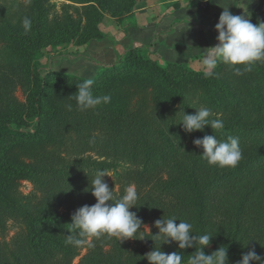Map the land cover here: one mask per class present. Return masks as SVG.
Here are the masks:
<instances>
[{
	"label": "trees",
	"instance_id": "16d2710c",
	"mask_svg": "<svg viewBox=\"0 0 264 264\" xmlns=\"http://www.w3.org/2000/svg\"><path fill=\"white\" fill-rule=\"evenodd\" d=\"M73 1L91 2L87 4V25L81 26L71 17L64 23L54 21L52 25L48 21L45 0H28L21 4L32 20L31 29L25 32L19 21L11 23L12 29L8 31L0 28L6 43L3 50L0 48V227H5L7 219H20L25 221L28 233L25 241L17 242L14 248L0 249V264H68L76 247L65 242L73 208L96 202L90 187L98 170L111 171L115 177L132 173L139 178L155 175L152 183L156 203L150 204L146 212L142 206V212L146 214L152 207L154 214L157 217L161 214L162 219L175 217L177 224L179 220H186L192 223L196 235L207 233L214 225L221 226L227 230L228 237L220 243L227 248V254L236 251L238 257L250 248L257 252L264 240V62H257L253 70L244 75L238 76L233 71V79L229 77L224 81L215 76L206 78L204 69H193L183 62H159L151 57L150 44L134 41L123 47L112 62L86 56L98 68L91 78L94 95L114 97L121 81L131 82L139 77L175 95L178 106L187 114H194L196 110L186 94L196 93L213 112L222 114V118H214L224 122L221 131L205 126L203 131L189 134L177 124L181 117L166 119L161 128L144 116L136 118L135 111L119 113L121 117L116 111L108 112L109 107L97 106L90 110L108 112L104 114L111 119L102 122L110 129L104 132V137L92 138L97 119H91L85 110H80L75 100L71 111L67 110L65 102L61 108L51 103L52 97L61 100L75 95L76 85L85 77L70 71H55L51 66L41 67L37 59L42 48L48 45L71 38L78 44L102 38L103 32L97 25L100 14L108 13L122 22L126 12L134 9L136 0ZM248 11L240 15L249 14L253 24L260 21ZM12 13L14 11L10 15ZM221 67L223 63L218 64L215 73ZM22 74L28 84L24 109L9 97L10 86ZM57 82L60 83L55 85ZM55 88L58 93L52 94ZM226 116H229L227 121L223 119ZM253 117L261 119H251ZM67 131L78 145L82 142L88 147L91 143L99 153L103 148L109 153L104 151L99 159L87 156L68 163L58 162L57 154H46L42 146L61 145ZM214 134L218 139L239 137L243 157L236 167L210 165L200 156L203 149L195 146L193 140ZM26 143H34L35 159L12 162L6 152L17 144ZM160 170L166 178L158 176ZM19 178L32 181L40 195L20 196L16 182ZM149 199L150 196H144L145 203ZM66 202L74 207L67 212L57 210ZM250 223L255 227L253 232ZM160 243L157 242L154 249ZM168 245L161 250L180 252L185 264L188 255L199 247L180 249L176 242ZM215 249L205 247L202 251L208 255ZM123 256L114 249L107 254L106 264H122Z\"/></svg>",
	"mask_w": 264,
	"mask_h": 264
},
{
	"label": "rangeland",
	"instance_id": "374dc122",
	"mask_svg": "<svg viewBox=\"0 0 264 264\" xmlns=\"http://www.w3.org/2000/svg\"><path fill=\"white\" fill-rule=\"evenodd\" d=\"M24 1L28 0H0L1 31H8L9 29H12L10 24L15 23L16 21H19L20 25H22V20L26 16V11L24 10L25 6L21 4ZM178 1L180 0H177V2H173L172 0H136L133 6L134 9L132 8L133 10L126 12L127 16L123 18L122 22L116 20V18L108 13H101L98 18L97 25L103 32L102 38H91L82 44L75 43V38H71L69 41L60 44L48 45L42 48V53L37 59V63L44 68L51 66L55 71H70L78 73L80 76L85 78H92L96 74L98 68L93 63V61L86 56L104 61L107 59L105 52H110L111 48L114 51V49H119V47H121L120 45H123L125 42L128 43V40L126 39L127 34H125L124 29H126L129 25L140 24V19L137 16L138 11L145 12L142 22L145 21V17L147 22H155L165 12V9L171 8V4L179 3ZM181 1L183 4H185L194 0ZM196 1H198L200 5H203V7L207 6V0ZM16 3H19V5L13 6ZM88 3L91 2H76L73 0H45L44 5L45 7H48L47 17L48 21L52 23V25L54 24V21L64 23L68 17H71L74 22L79 23L81 26H85L89 21V10L87 9ZM12 11H14V13L10 15V12ZM248 12L256 17L253 11ZM245 15H247L248 18L250 17V15L247 13ZM5 19H8V21H4ZM204 34L206 35V33ZM205 38H208L210 43L216 41V39L211 36H205ZM3 39L4 38H2L0 35V48L2 50L4 49L2 46L6 44ZM115 46L116 48H114ZM181 49L182 47L178 44L175 48V52L174 50H171V52L164 51L163 53L153 51L150 54L151 57L157 59L159 62H183L190 68L203 69L201 64L202 58L187 57L183 59V57L180 55L182 53ZM50 60H52V62H50ZM214 76L216 79L224 81H228L229 77L233 79V67L223 64V68L221 67L218 69ZM59 83L60 82H57L55 85H58ZM26 85L28 87V84L24 81V74H22V76L20 75L10 86L9 97H13L15 100H17L23 106V109L27 107V98L25 92L27 89ZM54 93H58L56 88L52 91V94ZM186 95L188 102L193 106L194 110H196L195 108L206 106L204 101L197 97L196 93H189ZM113 96L114 97L111 96L110 103L101 104L99 106L105 108L109 107L110 110L108 112L116 111L118 114L129 111L134 113L135 111L137 113H134V116L138 114L135 116L136 118L144 116L153 125H163V127L165 126L164 122L166 119H179L181 117V111H179L181 109L178 106L179 103L175 100V95L170 93L167 89L150 81L142 80L139 77H136L131 82L124 80L121 81L118 91ZM51 101L55 107L59 108L65 106L64 102L74 105V99H72V96L61 100L52 97ZM169 106H171V109H169ZM91 111L93 110H85L91 119H97V122H94V127L92 128V138L95 135L104 137V132L108 131V128L110 129V127L104 126L105 124L102 122V120L104 119L105 122H107V120L111 119V117L105 115L108 113L106 111H104L105 114L96 111H93L94 114H92ZM232 113L233 111L230 112L229 116H231ZM213 114L216 117L222 118L221 113L213 112ZM229 116H226L223 119L227 121L226 119H228ZM91 119L89 120L91 121ZM251 119L261 118L253 117ZM65 136L67 138L63 143H61V145L53 146L51 145L53 143H48L42 146L43 151H45L46 154H57L58 162L68 163L69 161L78 158H86L87 156L99 159L101 158L99 156L103 154L104 151L105 153H109L108 150L104 148L102 149L103 152L99 153V149L97 150V147L91 143L87 144L91 145L88 147H85L82 142L80 145H78L74 136L69 131L66 132ZM34 146V143H31V145H27V143L26 145L17 144L9 149L6 152V155L12 162H31L37 156ZM114 160H119V158H115ZM107 174L109 176L106 175L103 179L108 183L109 187L113 189V192L116 196L119 194L123 195L127 186H135L139 198L136 201V206L131 208L130 211L136 212L137 216L141 218L143 225L141 226V229H139L140 232H138L136 238L144 237V239H124L119 241L117 237H112L107 234H102L99 237L85 236L83 237V240L85 241L84 244L76 246L73 249L75 253L69 259L68 264H106L105 258L107 254L111 251H114V249H117L118 253L124 255L122 264H149V262L144 259V256L146 253L150 252V250L154 249L156 243H159L160 241L159 239L154 238L152 235H156L158 233V229L154 226V222L157 219L162 218L161 214L159 217L154 214L152 207L145 214L148 206L150 204L156 203L153 201L155 200V191L153 190L152 183L155 179V175H152L148 178L150 175L149 174L147 177L139 178L133 173L132 175L130 174L126 177L124 175L115 177L111 171H108ZM158 174V176L166 178L165 173L161 172V170L158 171ZM16 182L18 189L17 193L20 196L30 194L34 196L40 195V191L35 188L34 184L29 179L19 178L16 180ZM144 196H150L149 201H146V203L144 201ZM142 206H145V212H142ZM72 207H74V204L66 202L65 204H61V206H58L57 210L60 212H67ZM77 207L75 206L73 209L76 210ZM249 222L250 220L248 219V223ZM250 225L252 226L250 230L253 232L255 227L251 223ZM26 229L27 227L25 221L20 219H7L5 221V227H0V249L8 250L14 248L17 242H24L28 237ZM226 232L227 230H224L223 227L221 229V226L218 227L217 225H214L213 227H209L207 229V233L213 235V237L211 238L210 244L207 247L210 249L213 247H220V243L221 241H224V237H228L225 235ZM253 240H255V238ZM89 244L92 246L90 247ZM166 245L169 246L168 244L160 245L161 249L165 248ZM223 245L224 244L222 243V246ZM263 251L264 240L260 244V247L257 248L256 253L263 256ZM230 253L231 254H228V256H230L228 258L230 264H236L242 255H238L237 257L236 251H232ZM243 253L246 252H242V254ZM44 264H52V262H46Z\"/></svg>",
	"mask_w": 264,
	"mask_h": 264
},
{
	"label": "clouds",
	"instance_id": "9594fccd",
	"mask_svg": "<svg viewBox=\"0 0 264 264\" xmlns=\"http://www.w3.org/2000/svg\"><path fill=\"white\" fill-rule=\"evenodd\" d=\"M216 2L222 8L218 22L214 26V30L218 33L217 43L201 53L203 75L206 78L214 76L219 63L233 66V71L238 76L251 72L257 62H264V22L258 21L253 24L245 14H232L229 10L231 3L227 0H216ZM22 26L25 32H28L32 26L31 18L24 17ZM93 83V79L84 78L82 83L76 85L75 95H71L82 111L95 109L101 104L111 102L110 95H94ZM65 107L69 111L72 110L71 104ZM195 109L194 114H187L183 109L179 110L182 115L177 124L184 132L190 134L203 131L205 126L218 131L224 129V122L214 118L209 107L201 106ZM193 144L203 149L200 156L210 165L234 168L243 157L239 137L227 136L226 139H218L215 134L205 135L194 139ZM106 175L109 176L103 170H98L92 181L90 190L96 202L91 206L87 204L81 206L71 215V223L68 224L69 229H67L69 234L66 235L65 241L67 244L80 246L85 242L81 237H99L102 234L117 237L119 241L144 239V237L136 238L143 222L136 212L130 211L136 206L139 198L135 186H127L124 194L117 197L103 179ZM176 221L175 217H169L154 222L158 233L152 236L161 241L160 245L176 242L180 249H196L199 245L196 251L188 255L186 264H229L225 246L218 247L208 255L202 251L209 246L213 235L208 233L196 235L193 233L192 223L179 220L177 224ZM160 245L145 254L144 259L149 264H185L180 252L165 253ZM236 264H264V257L257 254L254 248H250L242 254Z\"/></svg>",
	"mask_w": 264,
	"mask_h": 264
},
{
	"label": "crops",
	"instance_id": "0c3cea01",
	"mask_svg": "<svg viewBox=\"0 0 264 264\" xmlns=\"http://www.w3.org/2000/svg\"><path fill=\"white\" fill-rule=\"evenodd\" d=\"M172 1L177 2V0ZM178 2L172 3L171 8L165 9V12L163 11L164 13L155 22H147L146 17L142 22L145 12H136L140 24L129 25L124 29L128 43L125 42L114 51L111 48L110 52H105L107 59L104 62H112L116 54L133 41L150 44L151 52L157 51L158 53L171 52V50L175 52V48L179 44L182 47L180 55L183 59L187 57L202 58L201 53L217 43V40L210 43L205 36L216 39L218 33L214 30V26L218 22L222 8L217 5L216 0H209L207 8H201L196 0L185 4L181 0ZM227 2L231 3L229 10L232 14L240 15L242 11L250 10L264 22V0H227Z\"/></svg>",
	"mask_w": 264,
	"mask_h": 264
}]
</instances>
